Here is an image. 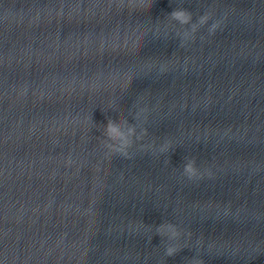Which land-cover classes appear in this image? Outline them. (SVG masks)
<instances>
[{
  "label": "clouds",
  "instance_id": "obj_1",
  "mask_svg": "<svg viewBox=\"0 0 264 264\" xmlns=\"http://www.w3.org/2000/svg\"><path fill=\"white\" fill-rule=\"evenodd\" d=\"M141 7L151 8L152 5L149 3L145 5L143 3V0H141ZM170 16L173 20L179 22L181 25H188L190 24L192 20L191 13L187 12L183 8L175 9L170 13ZM209 19L208 15H203L199 18L198 22L195 25H192L191 33H195L197 31L198 26H202L207 23ZM217 24H213L210 28V32H213ZM190 35V33H185L184 37L187 38ZM135 136V126L134 125H128L127 121H124L123 123H117L112 120H109L107 125L104 128V137L105 143L103 146L108 149V151L111 154H119L123 155L125 157H128V149L133 144V137ZM169 145L165 144L161 147V152L166 151L168 149ZM71 161H69L70 163ZM184 173L188 176L189 179L194 178L197 175V168L195 166V160L190 159L187 163L184 165ZM161 228H166L170 233V238H175L179 235V231L177 230L176 226L172 224L167 225H160L157 229L158 232H160ZM177 248L174 246H169L166 249V254L168 256H172L176 253ZM192 264H201L200 261L194 260Z\"/></svg>",
  "mask_w": 264,
  "mask_h": 264
}]
</instances>
